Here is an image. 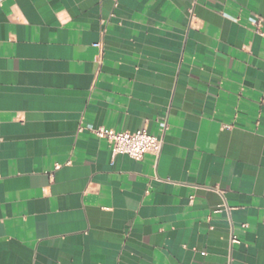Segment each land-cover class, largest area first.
<instances>
[{
  "label": "crops",
  "instance_id": "obj_1",
  "mask_svg": "<svg viewBox=\"0 0 264 264\" xmlns=\"http://www.w3.org/2000/svg\"><path fill=\"white\" fill-rule=\"evenodd\" d=\"M0 264H264V0H0Z\"/></svg>",
  "mask_w": 264,
  "mask_h": 264
},
{
  "label": "built area",
  "instance_id": "obj_2",
  "mask_svg": "<svg viewBox=\"0 0 264 264\" xmlns=\"http://www.w3.org/2000/svg\"><path fill=\"white\" fill-rule=\"evenodd\" d=\"M251 22L255 26H259L261 23L260 20L254 17L251 18ZM96 47H101V44H97ZM161 126L165 131L167 124L163 123ZM94 132L99 139L109 142L113 156L127 155L139 161L149 153L159 155L163 147V141L160 138L149 134L145 130L129 132L101 127ZM233 242H238L236 237H233Z\"/></svg>",
  "mask_w": 264,
  "mask_h": 264
}]
</instances>
